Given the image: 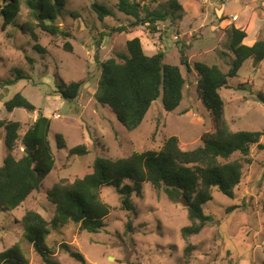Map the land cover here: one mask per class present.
Segmentation results:
<instances>
[{
    "label": "rangeland",
    "instance_id": "374dc122",
    "mask_svg": "<svg viewBox=\"0 0 264 264\" xmlns=\"http://www.w3.org/2000/svg\"><path fill=\"white\" fill-rule=\"evenodd\" d=\"M25 1L20 0L18 18L4 30L0 18V121L20 122V137L31 123L36 113L29 115L21 108L8 113L4 108V103L17 93L51 119L48 141L54 169L45 177L40 190L20 207L0 213V253L18 244L25 264H47L32 245L22 240L20 220L27 211H35L47 221L51 219L54 206L47 201L46 192L55 183L82 178L92 171L96 158L118 159L135 151H158L170 136L177 137L185 149L193 150L201 145L202 134L214 131L210 113L197 91L199 77L193 64L217 65L224 73L229 69L232 55L228 51V35L217 37L216 28L220 25L214 16L216 11H224L229 0H177L182 18L157 23L155 32L147 25L132 27L133 19L117 11L116 0H66V12L56 24L67 36L53 38L36 30L38 44L45 50L43 54L33 49V42L18 28L30 18ZM135 1L150 11H168L169 0ZM233 1L250 4L251 0ZM93 3L105 6L112 15L99 21ZM133 37L140 38L148 56L163 49L164 63L179 66L185 85L182 100L174 111H164L160 96L151 104L141 125L128 132L108 107L94 99L100 77L95 56L102 62L124 52L126 41ZM66 44L72 47L71 52L64 50ZM181 47L188 59V69L179 62ZM18 74L23 79L4 85V81L14 80ZM55 75L64 83L82 81L77 99L70 102L62 98ZM219 94L228 128L233 132H261L263 148H251V163L244 166L233 198L213 191L212 200L202 206L211 222L189 238L195 251L188 262L184 261L185 242L180 236V229L189 224L184 199L174 202L149 184H142L140 194L131 195L134 214L122 210L114 188H102L101 199L111 208L104 227L95 234L81 231L73 224L52 231L45 239L52 253L50 259L56 264H82L60 249L64 243L82 254L84 264L264 262V103L259 98L264 95V60L256 68L247 60L237 76L229 79L228 88H222ZM56 134L63 136L65 148L57 149ZM3 139L4 130L0 128V167L6 155ZM77 145H84L86 154L68 156V150ZM14 154H22L20 142ZM235 206L238 209L227 212ZM128 222L131 232H127Z\"/></svg>",
    "mask_w": 264,
    "mask_h": 264
},
{
    "label": "trees",
    "instance_id": "16d2710c",
    "mask_svg": "<svg viewBox=\"0 0 264 264\" xmlns=\"http://www.w3.org/2000/svg\"><path fill=\"white\" fill-rule=\"evenodd\" d=\"M25 3L30 18L18 28L33 42V49L43 54L45 50L38 44L36 30L53 38L67 36L56 24V20L66 12V0H26ZM116 8L119 13L133 19L132 27L147 25L152 32L156 31L159 22H175L182 18V7L177 0H169L168 11H150L135 0H116ZM92 9L99 21L112 15L108 8L98 3H93ZM20 10V0H0L2 30L14 23ZM226 33L228 51L232 55L226 73L217 65L202 62L193 64L199 77L197 91L210 113L214 131L202 134L201 145L193 150L185 149L177 137L170 136L158 151H135L118 159L96 158L92 171L82 178L55 183L46 192L47 201L54 206L51 219L47 221L39 213L27 211L20 220L22 240L32 245L45 263L56 264L50 259L52 253L45 244V239L52 231L73 224L78 225L81 231L95 234L104 227V219L111 208L101 199L102 188H114L122 210L134 214L131 195L140 194L142 184H149L155 191L162 190L174 202L179 198L186 199L189 224L180 229V236L185 242L184 261L190 260L195 249L189 243V238L198 235L211 222L202 206L212 200L213 191L233 198L241 182L244 166L251 163V148H263L260 144L261 132H233L228 128L223 117L224 104L219 90L228 88L229 79L237 76L247 60H251L255 68L260 65L264 60V41L246 46L242 44L246 36L243 31L231 27ZM64 50L71 52L72 47L66 44ZM179 53L180 65L188 69L184 47L179 48ZM95 60L100 67V77L94 99L98 104L108 107L128 132L141 125L151 104L160 96L165 112H172L179 106L185 79L178 65L164 63L163 49L148 56L140 38L133 37L126 41L124 52L102 62L95 56ZM55 76L62 98L70 102L77 99L82 81L64 83ZM18 79H23V76L18 74L14 80L4 81V85L13 84ZM259 98L264 103V95H259ZM4 108L8 113L17 108L24 109L29 115L36 113L35 120L32 121L31 117V123L21 137L20 122L0 121L6 147L0 167V213H9L20 207L32 193L40 190L45 177L54 169V159L48 141L51 119L20 93L5 102ZM17 142L22 148L20 156L14 154ZM55 145L57 149L65 148L61 134L55 135ZM67 154L84 155L86 147L77 145L70 148ZM234 156L237 157L233 159ZM234 209L238 207H230L227 212ZM127 232H131L130 222L127 223ZM59 247L72 259L84 264L82 254L70 245L63 243ZM25 263L18 244L0 253V264Z\"/></svg>",
    "mask_w": 264,
    "mask_h": 264
},
{
    "label": "crops",
    "instance_id": "0c3cea01",
    "mask_svg": "<svg viewBox=\"0 0 264 264\" xmlns=\"http://www.w3.org/2000/svg\"><path fill=\"white\" fill-rule=\"evenodd\" d=\"M215 13V19L220 25L216 28L219 31L217 37L221 34L227 35L228 29L234 27L245 33L242 44L246 46H252L259 40L264 41V0H251L250 4H238L236 1L229 0L223 12ZM224 29H227L226 32ZM35 118L36 114L32 116V121Z\"/></svg>",
    "mask_w": 264,
    "mask_h": 264
},
{
    "label": "water",
    "instance_id": "95a60500",
    "mask_svg": "<svg viewBox=\"0 0 264 264\" xmlns=\"http://www.w3.org/2000/svg\"><path fill=\"white\" fill-rule=\"evenodd\" d=\"M184 205L187 207L188 206V203L186 201V199L184 198Z\"/></svg>",
    "mask_w": 264,
    "mask_h": 264
}]
</instances>
